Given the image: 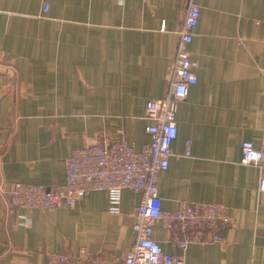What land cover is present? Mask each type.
<instances>
[{
    "label": "crops",
    "instance_id": "1",
    "mask_svg": "<svg viewBox=\"0 0 264 264\" xmlns=\"http://www.w3.org/2000/svg\"><path fill=\"white\" fill-rule=\"evenodd\" d=\"M194 2L198 83L179 103L158 194L167 211L185 200L222 203L228 222L222 243L179 249L160 223L155 237L184 264H264L261 170L242 163L243 142L264 149V0ZM187 6L0 0V264H47L49 253L80 248L126 256L140 193L125 190L121 212L112 214L106 191L50 210L15 206L9 191L16 182L64 187L74 149L151 141L146 105L167 91Z\"/></svg>",
    "mask_w": 264,
    "mask_h": 264
},
{
    "label": "built area",
    "instance_id": "2",
    "mask_svg": "<svg viewBox=\"0 0 264 264\" xmlns=\"http://www.w3.org/2000/svg\"><path fill=\"white\" fill-rule=\"evenodd\" d=\"M48 9L45 4L44 10ZM200 14L201 7L194 0H188L167 91L162 98L149 100L146 105L149 143L139 149L122 139L74 149L66 161L64 187L28 182L12 185L10 203L29 209L71 207L93 192L106 191L110 212L119 214L125 190L141 194L134 243L123 259H109L80 248L78 252L49 253L47 264H184L180 256L166 252L156 239V223L161 224L169 240L179 249L192 244L224 242L221 228L228 222L226 205L185 200L175 210L167 211L158 194L159 177L169 168L172 145L178 136L179 103L187 99L190 88L198 83L190 45L197 35ZM242 163L260 168V188L264 192V149L253 141L243 142Z\"/></svg>",
    "mask_w": 264,
    "mask_h": 264
}]
</instances>
